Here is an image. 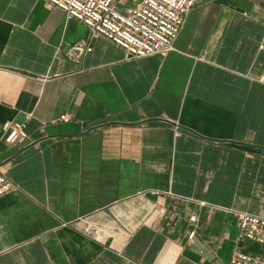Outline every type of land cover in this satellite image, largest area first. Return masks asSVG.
Instances as JSON below:
<instances>
[{"label":"crops","instance_id":"crops-1","mask_svg":"<svg viewBox=\"0 0 264 264\" xmlns=\"http://www.w3.org/2000/svg\"><path fill=\"white\" fill-rule=\"evenodd\" d=\"M174 47L132 59L42 0H0V264L264 258L238 220L264 217V0H197ZM13 121L29 137L8 144Z\"/></svg>","mask_w":264,"mask_h":264},{"label":"built area","instance_id":"built-area-1","mask_svg":"<svg viewBox=\"0 0 264 264\" xmlns=\"http://www.w3.org/2000/svg\"><path fill=\"white\" fill-rule=\"evenodd\" d=\"M49 8L61 9L67 18L87 25L92 36H104L122 47L130 58L166 54L175 49L174 43L183 27L185 17L197 0H42ZM88 41L73 45L71 54L77 57L89 53ZM264 83V76L258 78ZM63 121H68L62 115ZM29 137L26 121L3 125V140L8 144L25 141ZM15 189L13 181L0 173V197ZM240 239L264 247V217L240 212ZM191 222L197 221L192 214ZM195 235L189 234V239ZM228 264H264V258L252 252L236 249Z\"/></svg>","mask_w":264,"mask_h":264}]
</instances>
